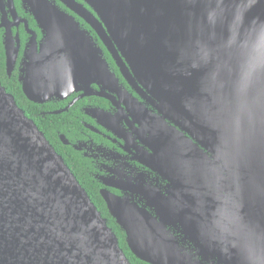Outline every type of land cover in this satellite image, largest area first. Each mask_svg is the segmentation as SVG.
Returning a JSON list of instances; mask_svg holds the SVG:
<instances>
[{
	"label": "water",
	"instance_id": "1",
	"mask_svg": "<svg viewBox=\"0 0 264 264\" xmlns=\"http://www.w3.org/2000/svg\"><path fill=\"white\" fill-rule=\"evenodd\" d=\"M23 1L43 36L19 77L29 102L86 95L91 84L124 91L98 41L128 85L157 101L168 195L145 206L103 195L133 256L264 264V0ZM0 264H131L1 84Z\"/></svg>",
	"mask_w": 264,
	"mask_h": 264
},
{
	"label": "flooded vegetation",
	"instance_id": "2",
	"mask_svg": "<svg viewBox=\"0 0 264 264\" xmlns=\"http://www.w3.org/2000/svg\"><path fill=\"white\" fill-rule=\"evenodd\" d=\"M56 4L73 15L58 1ZM87 30L94 35L89 27ZM42 38L26 1L0 0V57L4 76L20 89L25 53L34 41L39 48ZM98 44L106 51L101 42ZM109 66L125 92L91 84L86 95L84 90L76 91L34 104L33 118H28L39 123L40 131L78 183L86 192L97 193L112 218L103 195L145 206L149 195L166 197L170 183L163 174L166 165L159 168L157 163V153L165 142L157 133L162 132L157 130V101L144 88L129 86L117 67L111 63ZM165 124L172 125L168 120ZM149 210L153 213L154 207ZM170 229L178 232L176 226Z\"/></svg>",
	"mask_w": 264,
	"mask_h": 264
},
{
	"label": "trees",
	"instance_id": "3",
	"mask_svg": "<svg viewBox=\"0 0 264 264\" xmlns=\"http://www.w3.org/2000/svg\"><path fill=\"white\" fill-rule=\"evenodd\" d=\"M80 23L83 25V27L85 29H88V27L82 21H80ZM91 34L93 35V33H91ZM103 51L105 53V56L107 57V60L109 61V63H111V66L115 67L112 60L110 59L108 53L104 49H103ZM4 74H5V72L3 69V62H2V59L0 57V83L6 89V91L14 97L17 106L24 111L25 115L29 118H33L32 114L35 112L36 105L29 102L25 98V96L23 95L19 85L17 83H12L10 80H7L4 76ZM33 122L36 124V126L38 127L39 130H42L39 123L36 120L33 119ZM87 194L89 195V198L92 201V203L96 206L97 210L101 213V215L104 218H106L107 225L112 229V231L116 235V237L118 239L119 246L124 251L129 262L131 264H147V263L142 262V261L138 260L137 258H135L133 256V254L129 251L127 244L125 242V237H124L123 232L121 231L120 227L116 224V222L109 216V214L105 208V205L103 204L101 199L98 197L97 193L92 194L89 191Z\"/></svg>",
	"mask_w": 264,
	"mask_h": 264
}]
</instances>
